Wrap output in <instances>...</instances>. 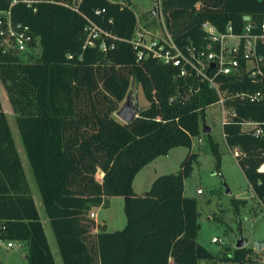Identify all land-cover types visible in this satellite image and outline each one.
Instances as JSON below:
<instances>
[{"label": "trees", "instance_id": "16d2710c", "mask_svg": "<svg viewBox=\"0 0 264 264\" xmlns=\"http://www.w3.org/2000/svg\"><path fill=\"white\" fill-rule=\"evenodd\" d=\"M12 1L0 0V10ZM64 2L74 4L40 0L27 6L17 0L12 18L30 26L40 51L26 56L0 49V80L63 264H198L216 259L197 240V200L184 195V179L198 161L193 141L202 135L201 122L206 108L218 100L217 92L193 75L181 76L173 64L153 56L138 58L139 49L130 42L138 24L131 0H80L77 11ZM159 2L166 27L181 47L204 43V22L220 32L230 25L235 33L247 22L254 31L264 22V0ZM90 21L106 33L93 45L86 44ZM132 79L147 103L125 123L114 112ZM219 79L220 88L230 93H264V79ZM226 105L234 110L223 123L226 144L240 150L237 162L264 207V170H259L264 163V99L232 98ZM246 121L256 127L248 129ZM206 136L215 169L221 172L219 145L210 132ZM179 146L188 148L179 169L158 175L143 195L136 194L138 171ZM113 196L123 197L126 224L107 231L90 211L108 206ZM244 203L232 199L237 215ZM0 239L26 242L28 264H55L1 104ZM251 253L252 248L244 246L220 259L251 264Z\"/></svg>", "mask_w": 264, "mask_h": 264}, {"label": "rangeland", "instance_id": "374dc122", "mask_svg": "<svg viewBox=\"0 0 264 264\" xmlns=\"http://www.w3.org/2000/svg\"><path fill=\"white\" fill-rule=\"evenodd\" d=\"M158 2L159 0H131V6L136 13L138 23L148 28L155 37L166 36L168 31L159 17L161 14L158 12L159 14L155 15L151 11L155 3L156 8L159 10L157 7ZM135 84L137 83L135 82ZM140 103L141 105H146L147 103L142 93H140ZM0 104L1 109L7 115L26 177L33 189V193L36 195L35 198L43 219L45 232L53 252H56V263L63 264L53 230L45 215L41 197L32 176L30 164L16 124L15 114L1 80ZM227 113L228 109L225 107V118H228ZM114 116L119 121H122L115 112ZM221 120L222 108L218 104H213L206 108L204 121L201 122V125L203 122H208L213 129L210 133L218 143L222 154L221 172L215 169V159L208 144L207 133L202 132L200 137L194 139L192 145V151L198 154V161L194 164L191 175L184 179V195L195 197L197 200L199 212L197 240L216 256L214 260H202V262L206 264H237L231 260H221L220 257L232 256L237 241L243 238L245 246L252 248L253 263L251 264H264V207L249 186L243 170L233 156V150L226 144L222 129V123L224 122H221ZM187 152V147L179 146L171 150L168 155L157 158L155 164L158 166L150 164L145 171L138 174L135 187L133 186L134 191L140 195L143 191L150 188L146 185L151 181L152 178L150 176L154 175V171H157L158 175L175 173ZM143 172L148 173L144 175ZM96 177L100 180L102 173L98 171ZM143 185L145 187L141 188ZM197 189H201V193H198ZM233 198L245 200L244 204L239 205L238 215L232 205ZM109 203L111 204L106 207L101 206L98 208L100 220L105 218L110 229H121L124 225L123 223L126 222L123 197H110ZM98 224H104V221L102 220ZM92 231L94 232V229ZM212 237L218 238L220 242H212ZM13 242V248L7 251L3 248L0 249V264H28L27 244L18 240ZM257 242H262L259 249L255 245Z\"/></svg>", "mask_w": 264, "mask_h": 264}, {"label": "built area", "instance_id": "2783aa9c", "mask_svg": "<svg viewBox=\"0 0 264 264\" xmlns=\"http://www.w3.org/2000/svg\"><path fill=\"white\" fill-rule=\"evenodd\" d=\"M16 1L13 0L8 9L0 10V49L3 53L26 56L32 53L36 54L40 48L38 37L29 25L12 18L11 6ZM22 1L27 6H33L40 0ZM79 1L74 0L73 5L65 2L64 4L70 5L77 11ZM157 7L159 10L156 8L155 15L161 14L159 17L166 27L160 2ZM100 12V9L95 10L96 14ZM254 27L252 23L247 22L240 33L233 32L230 25L226 27L225 31L220 32L210 22H204L202 24V29L205 32L204 43L198 46L187 44L181 47L176 44L169 31L166 32V36L155 37L148 28L138 23L130 42L139 49V59L153 56L165 64L177 66L181 76L193 75L197 77L198 81L206 82L218 94V100L214 104H218L222 108V122H229L234 115V110L231 106L226 105L228 99L239 98L250 102L264 99V93L261 90L230 93L220 88L222 80L219 77L221 76H231L239 81L249 78L252 82H260L264 79V22L258 26L257 31H254ZM87 29L86 44L89 45H93L96 39L106 34L91 21ZM102 47L105 48L104 44ZM189 91L192 94L193 89H189ZM195 91H198V87L195 88ZM225 107L228 109V118L224 116ZM245 126L248 129L255 128L256 123L246 121ZM259 133L260 129H256L255 134ZM232 153L237 158L240 150L235 148ZM197 192L201 193V189H197ZM90 216L93 217L92 212H90ZM211 241L220 242L216 237H212ZM13 247V240L0 239V249L3 248L7 251Z\"/></svg>", "mask_w": 264, "mask_h": 264}, {"label": "water", "instance_id": "95a60500", "mask_svg": "<svg viewBox=\"0 0 264 264\" xmlns=\"http://www.w3.org/2000/svg\"><path fill=\"white\" fill-rule=\"evenodd\" d=\"M153 14L156 13V3L154 8L151 10ZM249 19V16L245 17ZM143 106L140 103V89L139 85L135 84V81L132 79L130 83L129 90L123 100L119 109L115 112V114L125 123H130L142 110ZM211 131V128L207 125H204L202 128L203 133H208ZM259 170H264V163L259 168ZM256 248H260L262 242H257ZM245 246V242L243 238L239 239L236 244V248H241Z\"/></svg>", "mask_w": 264, "mask_h": 264}, {"label": "crops", "instance_id": "0c3cea01", "mask_svg": "<svg viewBox=\"0 0 264 264\" xmlns=\"http://www.w3.org/2000/svg\"><path fill=\"white\" fill-rule=\"evenodd\" d=\"M204 121V120H203ZM221 122H222V120H221ZM203 126L204 125H207V126H209L210 128H211V131L213 130L212 129V127H211V125L208 123V122H203V124H202ZM222 129H223V123H222ZM210 131V132H211ZM176 148V147H175ZM175 148H172L171 150H173V149H175ZM17 150H18V148H17ZM170 150V151H171ZM170 151L168 152V154L170 153ZM18 153H19V150H18ZM167 154V155H168ZM164 156V155H163ZM166 156V155H165ZM157 158H159V157H157ZM157 158L156 159H154L153 161H151L150 163H148L146 166H144L140 171H138V173L136 174V176H135V178H134V181H133V186L135 187V182H136V180H137V176H138V174L139 173H141L142 171H145V169H147V167H149V165L150 164H152V165H156V166H158L157 164H155L156 163V161H157ZM157 169H159V168H157ZM147 171V170H146ZM144 173V175H146V173H148V172H143ZM154 175H151V176H153V177H151L150 176V178H152L151 179V181H149V183L146 185V186H151V184H152V182H153V180L158 176V174L159 173H157V171H154V173H153ZM101 180V179H100ZM29 182V181H28ZM29 185H30V183H29ZM145 186L143 185L141 188H144ZM30 188H31V192H32V195H33V198H34V201H35V204H36V206H37V209H38V211H39V208H38V205H37V202H36V198H35V194L33 193V189H32V187H31V185H30ZM149 189V188H148ZM148 189H146L145 191H143V193H141L140 195H143ZM136 194H138L137 192H135ZM109 204H111V203H109ZM101 206H98V207H93L92 209H91V211L90 212H92V213H94V215H93V219L95 220V222L96 223H99V222H101L102 220L104 221V224H105V227H106V230L107 231H115V230H118V229H110L109 228V226H108V221L105 219V218H103L102 220H100V217H99V215H98V208H100ZM39 214H40V212H39ZM40 216H41V214H40ZM126 219V218H125ZM41 220H42V224H43V219H42V216H41ZM121 224V223H120ZM124 225H123V227L125 226V224H126V222L125 223H123ZM121 226V225H120ZM43 227H44V225H43ZM122 227V228H123ZM121 228V229H122ZM45 230V229H44ZM96 230V231H95ZM98 231V229H97V227H96V229L94 228V232H97ZM46 233V232H45ZM46 237H47V239H48V236H47V233H46ZM24 243H26V242H24ZM48 243H49V239H48ZM49 245H50V243H49ZM50 249H51V251H52V253H53V256H54V261H55V264H57L56 263V252L54 253L53 252V248H52V246L50 245ZM59 252V251H58ZM198 264H206L205 262H202V260H200L199 261V263Z\"/></svg>", "mask_w": 264, "mask_h": 264}]
</instances>
